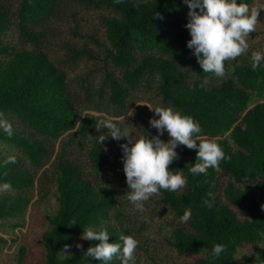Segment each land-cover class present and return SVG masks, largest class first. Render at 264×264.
Returning <instances> with one entry per match:
<instances>
[{
	"label": "trees",
	"instance_id": "1",
	"mask_svg": "<svg viewBox=\"0 0 264 264\" xmlns=\"http://www.w3.org/2000/svg\"><path fill=\"white\" fill-rule=\"evenodd\" d=\"M237 3L250 5L251 0ZM77 7L112 13L104 18L108 67L96 91L101 102L89 85H83V97L73 93L66 72L40 48L52 21ZM184 9L188 13L186 3ZM183 12L178 0H0V113L13 128L11 136L0 128V184L13 188L0 193V223L22 227L33 202L54 197L42 214L39 264H105L85 254L98 241L70 249L90 227L105 228L109 243L131 235L139 241L136 250L147 254L141 235L150 220L131 221L124 215L132 208L126 177L123 168L114 177L106 175L116 168V154L105 141L100 143L97 131L108 130L107 122L118 124L113 119L127 111L131 91L153 78L162 104L199 122L198 135L215 140L227 157L220 172L210 168L207 176L193 175L189 168L196 150L178 147L179 159L169 170H182L187 185L156 195L158 205L172 216L169 226L164 224V244L179 255L196 256L194 264H236L238 248L264 241V64L253 71L251 59L225 62L223 79L204 73L186 46L190 39ZM11 32L20 44L5 39ZM66 48L72 59L84 52ZM142 133L146 138L147 132ZM57 140L61 147L53 157ZM72 145H87L94 176L106 175L103 180L86 175L67 153ZM209 193L211 207L204 203ZM186 209H191L190 219L181 222ZM0 242L6 239L0 237ZM217 244L226 251L214 257ZM26 256L27 249L20 247L11 264H26ZM242 264H264V245L243 255Z\"/></svg>",
	"mask_w": 264,
	"mask_h": 264
},
{
	"label": "clouds",
	"instance_id": "2",
	"mask_svg": "<svg viewBox=\"0 0 264 264\" xmlns=\"http://www.w3.org/2000/svg\"><path fill=\"white\" fill-rule=\"evenodd\" d=\"M122 0H115L121 3ZM189 11L188 23L185 25L191 39L187 41V48L193 50L197 63L204 73H210L218 79L227 75L225 62L235 61L249 50L248 39L256 31L260 22V12L264 6L250 7L247 3H237V0H184ZM156 17L159 14L156 13ZM264 64V52L251 53V68L255 71ZM194 74V73H193ZM154 112L158 119H149V125L156 129L157 135L133 139L114 122H107L104 126L109 130L110 137L114 140L126 139V144H121L123 172L128 185V200L137 211H144V204L153 195H160L161 190L177 192L187 185V177L182 170L170 171L169 166L179 156L175 149L182 145L189 150H196V162L189 168L193 175H208L211 168L220 172L221 161L227 159L224 150L213 139H202L198 134L202 132L199 122L191 116L182 115L172 107H157ZM103 123V122H102ZM0 128L9 136L13 128L3 114L0 113ZM167 132L170 139L167 142L159 137ZM107 137L101 135L100 143ZM199 141V143H198ZM14 163V158L9 161ZM10 183L0 184V193L12 192ZM205 200L206 206L211 207L212 194ZM191 216V209H186L180 218L187 222ZM74 223V222H73ZM108 231L99 229H84L81 239L98 241L95 246H90L85 254L105 264L114 258L120 264H135V252L139 241L131 235H121L122 243H109ZM77 248L82 246L77 244ZM69 246L65 245L64 251ZM226 247L222 244L214 245L212 254L219 257Z\"/></svg>",
	"mask_w": 264,
	"mask_h": 264
},
{
	"label": "rangeland",
	"instance_id": "3",
	"mask_svg": "<svg viewBox=\"0 0 264 264\" xmlns=\"http://www.w3.org/2000/svg\"><path fill=\"white\" fill-rule=\"evenodd\" d=\"M182 9L184 10V17L188 18L187 12L184 9L183 0H178ZM250 7L264 6V0H251ZM75 15H71L67 12L64 17L58 20L52 21L49 26V31L46 38L43 40V44L40 48L49 55L51 61L62 68L69 81V86L73 93H79L83 95V85H89L92 87L94 98L99 99L96 93L98 87L101 85L105 69L108 67L105 60V34H104V21L105 17H108L112 13L99 8H80L77 7ZM185 20V19H184ZM260 22L256 26V31L250 34L248 39L249 50L246 54L238 57L235 61L230 62L235 64L236 62L246 61L251 59V53L253 51L264 52V10L260 12ZM188 22L183 23L184 31L189 39H191L189 31L185 27ZM5 39L13 44H20L16 38L14 32L5 36ZM96 41V42H95ZM74 46L76 50H84L83 54H80V58L72 59L69 57L66 46ZM118 74V71H114ZM83 97V96H82ZM98 102H101L99 99ZM127 111L124 115L115 118L117 126L122 132H127L133 139H139L143 137L144 131L147 132L146 136L152 137L157 135L156 129L149 125V119H158L154 112L157 107H167L162 104L161 99L156 90V80L145 79L141 82L139 87L132 90L127 102ZM100 135L106 136L104 140L108 145L111 152L116 154V162H114L116 168L110 169L109 174H106L109 178L115 176V171L123 168L122 149L121 144H126V139L114 140L110 137L109 130H103L99 128L97 131ZM162 141L167 142L170 137L165 131L162 136L159 137ZM60 143L57 140L54 143L52 154L53 157L60 150ZM179 147V146H178ZM178 147L175 149L177 151ZM85 148L87 145L78 146L72 145L67 150V153L71 155L81 167L87 176L94 179V173L89 165V162L85 155ZM106 175H100L96 177L98 181L103 180L102 177ZM54 197H48L41 203L35 204L33 202L27 209L23 217V226L15 229H11L8 223H0V237L6 239V242H0V264H11L15 260V255L20 247L27 249L26 264H39L43 258V248L41 245L40 235L42 231V214L44 210L51 208L54 204ZM130 209H126L124 215H127L128 220L133 221V218L138 219L148 217L150 223L147 228H144L142 235L146 237L145 246L147 254L142 250L135 252L136 264H194L197 259L196 256H184L179 255L175 250L166 246L163 242L164 224L167 227L172 220V216L165 209L158 205L156 195H153L144 204V211H137L134 205L131 203ZM240 217L242 214H238ZM170 221V222H169ZM143 239V237L141 238ZM86 240L80 238L78 242L72 245L70 249L76 247L77 244H81ZM264 245V241L255 246H243L238 248L234 261L236 264H242L243 255L254 254L257 247Z\"/></svg>",
	"mask_w": 264,
	"mask_h": 264
}]
</instances>
